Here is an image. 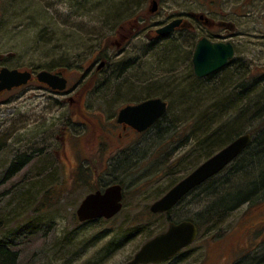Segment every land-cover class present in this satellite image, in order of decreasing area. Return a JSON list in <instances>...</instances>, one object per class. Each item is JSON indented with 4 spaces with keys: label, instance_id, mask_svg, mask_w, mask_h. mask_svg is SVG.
Returning <instances> with one entry per match:
<instances>
[{
    "label": "rangeland",
    "instance_id": "1",
    "mask_svg": "<svg viewBox=\"0 0 264 264\" xmlns=\"http://www.w3.org/2000/svg\"><path fill=\"white\" fill-rule=\"evenodd\" d=\"M143 2L0 0V68L63 72L70 84L81 80L83 86H90L89 96L76 108L58 95L53 113L45 107L55 97L35 84L0 97V241L17 252L16 264H125L170 222L196 218L205 210L204 198L211 190L184 197L168 216L158 214L149 220L146 216L151 204L206 160L207 149L199 144L220 123L213 112L212 127L201 123L205 108L215 103L206 99L208 92L202 94L207 83L199 85L202 108L186 111L194 106L181 103L186 95L179 94L189 90L188 84L197 85L188 78L192 53H184L182 40L149 43L144 34H133L119 55L121 50L113 41L143 13ZM248 41L234 57L243 61L229 71L241 80L260 82L264 80V40ZM99 59L109 61L97 73ZM87 70L94 73L81 79ZM263 88L261 82L259 92ZM154 97L167 102L164 119L133 135L127 149L119 148L117 140L109 138L118 111L126 103ZM77 111L82 117L74 114ZM24 113L33 121L39 117L38 122L46 117V129L53 122L58 135L67 127L71 133L66 141L67 160L61 161L51 148L34 145L35 133L42 127L23 124ZM86 119L96 128L104 124L105 144L92 143L96 133ZM253 128H258L256 121L246 120L239 132ZM52 144V149L58 147ZM24 154L33 156L27 165L13 170L27 160ZM222 176L218 182H224ZM113 183L123 187L122 211L108 222H79L76 209L83 198ZM209 226L177 257L161 264H264V200L243 205L219 226Z\"/></svg>",
    "mask_w": 264,
    "mask_h": 264
},
{
    "label": "flooded vegetation",
    "instance_id": "2",
    "mask_svg": "<svg viewBox=\"0 0 264 264\" xmlns=\"http://www.w3.org/2000/svg\"><path fill=\"white\" fill-rule=\"evenodd\" d=\"M142 6H144L143 13H139L134 17V24L126 26L124 33L119 32L118 39L113 41V44L116 46V48L121 50L119 51V55H121L123 52V45L129 41L130 35L133 36V34H144L149 43H158L171 38L182 40L180 46L182 49L184 48V53L187 51H191L192 53L191 65L193 53L195 52L199 43L202 41L203 47H208L210 45H220L226 48L230 46L233 50V55L228 59L224 67L212 73L216 74L225 70H229L231 67L234 68L236 64H239L240 61H243L241 58H237L235 60L234 57L239 53V48L241 49L245 44L249 43V38H258L264 40V0H144ZM175 21H178L179 23L170 33L159 32L170 23ZM121 29L124 30L123 27H121ZM1 58L2 56L0 55V60ZM99 61L103 62L104 66L101 69L96 68L95 72L97 73L103 72L104 68L108 66L109 60L99 59ZM89 70L85 72L81 79L87 77L88 74L90 75L94 73L90 72ZM19 71L30 72L31 79L28 81V83L21 87L0 92V97L15 90H20L35 84L37 88L47 90L52 94V97H55V99L53 98L51 100L50 107H45V109H48L51 113H53V111L58 108V95L63 98V103L68 102V104L74 108H76L81 101H84L85 98L89 96L90 86H83L81 84V80L76 84H70L68 77L65 76L63 72L50 71L52 74L63 77L67 81L66 89L63 91H58L52 90L47 85L40 83L36 78L38 72L35 73L33 70L29 69ZM212 74L209 76H212ZM101 96H103V94H100L99 98ZM145 100L126 103L118 111L116 123L114 125L115 131H112L109 138L114 137L117 140L119 148L127 149V146L130 144V138L135 134H140L128 124L117 122L119 112L127 106L136 105ZM74 114L82 117L81 113L78 111ZM99 118L100 116L98 117V120ZM38 120L39 117H37V120L33 121L31 117L27 115V113H24V116H22L23 124L30 122L36 125H41L40 127H42L35 133L38 142H35L34 145L36 146L41 144L40 149H42V147L51 148L57 158L61 159V161L67 160L66 141L68 138H71L70 131H67V127H63L61 130L62 135H58L57 131L53 130V122H50V129L48 131L45 126L47 122L46 117L42 118L41 116L40 122H38ZM86 120L89 121V119ZM89 122L94 129V133H96V137H92V139H94L92 143L105 144L104 142H107L108 137L103 132V129H105L104 124L102 123L99 128H96V125H94L95 123L93 121ZM52 142L55 143L56 147L58 146L56 149H52ZM40 149H37L36 151ZM35 154L39 155V153L36 152ZM23 156H25L27 160L21 161V167L27 165V163H29L28 161L33 155L30 156L24 154ZM116 184L117 183L109 184L96 191H102L108 186ZM123 197L124 195L122 187V208Z\"/></svg>",
    "mask_w": 264,
    "mask_h": 264
},
{
    "label": "water",
    "instance_id": "3",
    "mask_svg": "<svg viewBox=\"0 0 264 264\" xmlns=\"http://www.w3.org/2000/svg\"><path fill=\"white\" fill-rule=\"evenodd\" d=\"M178 23V21L172 22L159 32L170 33ZM202 42L199 43L192 57L193 72L198 78L207 77L220 70L233 55L230 46L226 48L220 45L203 47ZM103 66L104 63L101 62L98 69ZM36 78L52 90L63 91L67 85L64 78L48 71H40ZM30 79L31 73L28 71L3 67L0 69V92L25 85ZM166 109L167 103L162 99H148L123 108L118 114L117 122L126 123L137 132H143L160 120L166 113ZM250 142V134L238 136L181 179L167 193L151 204L149 210L156 214L173 209L191 191L225 169L248 147ZM121 209L122 187L116 184L108 186L102 191L86 195L77 207L76 216L79 222L97 219L109 220L116 216ZM197 235L198 230L194 223L190 221L171 222L166 231L145 242L133 258L125 264L163 263L191 245Z\"/></svg>",
    "mask_w": 264,
    "mask_h": 264
},
{
    "label": "trees",
    "instance_id": "4",
    "mask_svg": "<svg viewBox=\"0 0 264 264\" xmlns=\"http://www.w3.org/2000/svg\"><path fill=\"white\" fill-rule=\"evenodd\" d=\"M186 53L188 55L190 54V51H187ZM175 55H177V53H175ZM182 60H184V56ZM187 75L189 79L196 81L197 85H191L187 82L189 90L187 89L186 92H181L179 94L181 97L183 96V93L186 95L181 103L188 104L189 106L192 104L194 106L192 108H186V111L198 110L203 107L204 104H201L202 99L200 97V91H202V88H200L199 85H201V83H207V87L202 91V94L208 92L210 96H207L206 99H215V103L210 105L207 109L205 108L204 111L206 114H209V112L211 114L213 112L218 113L219 115V117H217L220 123L218 130L215 133L210 132L211 135L204 134V139L199 144L200 147L207 149L206 160L221 150L234 138L243 134H250L251 136V142L248 147L233 162H231L226 169L219 173L223 174L222 177L224 178V182H218L220 181L218 174L188 194L190 195L194 193V191L211 190L208 192L210 193L209 197L206 195L204 198V205L206 206L203 213L199 214L196 218L188 220L196 225L199 232L202 228H206V225H210V229L219 226L223 220L243 205L250 207L257 202L264 200V88L263 92L262 90L260 92L258 90L260 83H264V80H261L260 82L255 80L252 81L251 79L249 81H244L237 76V73L234 72L231 74L229 70L212 74V76L205 78L207 80L197 78L192 69L189 70ZM219 76L220 78L222 77L221 80L219 82H214ZM233 79L237 80L234 84L232 83ZM228 84H231V86L229 85V88ZM230 88L233 90L230 91ZM233 113L236 115L235 117L231 116ZM206 114H204L205 117L202 119L201 123L205 128L212 127L214 125V116H212V114L206 116ZM164 115L154 124V126L164 119ZM226 115H230V117L225 119L224 117ZM221 117L228 120V122L224 123ZM205 118L209 120H206ZM246 120L248 122L252 120L256 121L258 128H253L248 131V133H240L239 131L244 128ZM216 121L217 119L215 122ZM20 163H18L13 170L16 171L19 169ZM183 199H181L175 207L181 206ZM172 210L166 212L164 215L168 216ZM146 216L149 220L154 214H151L148 211ZM100 220L104 222L109 221L99 219L87 223ZM168 220L170 219L168 218ZM8 246L9 245L5 242L0 241V264H16L18 260L17 252L12 251Z\"/></svg>",
    "mask_w": 264,
    "mask_h": 264
},
{
    "label": "bare ground",
    "instance_id": "5",
    "mask_svg": "<svg viewBox=\"0 0 264 264\" xmlns=\"http://www.w3.org/2000/svg\"><path fill=\"white\" fill-rule=\"evenodd\" d=\"M236 138H237V137H236ZM236 138H234V139H236ZM234 139H233V140H234ZM233 140H232V141H233ZM232 141H231V142H232ZM229 143H230V142H229ZM229 143H228V144H229ZM228 144H227V145H228ZM227 145H226V146H227ZM224 147H225V146H224ZM224 147H223V148H224ZM16 161H17V162H20L19 159L16 160Z\"/></svg>",
    "mask_w": 264,
    "mask_h": 264
}]
</instances>
